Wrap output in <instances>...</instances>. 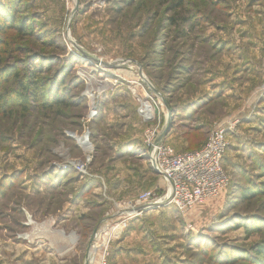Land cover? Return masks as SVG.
Returning a JSON list of instances; mask_svg holds the SVG:
<instances>
[{"label": "rangeland", "instance_id": "1", "mask_svg": "<svg viewBox=\"0 0 264 264\" xmlns=\"http://www.w3.org/2000/svg\"><path fill=\"white\" fill-rule=\"evenodd\" d=\"M7 2L0 0L2 17ZM14 11L24 31L0 29V69L12 67L21 76L8 81L2 93L24 82L37 97L25 113L9 114L19 108L16 102L0 106V264H8L10 240L19 250L27 243L39 250L36 239L48 227L75 244L65 254L49 244L52 254H62L66 264H85L86 242L95 228L122 215L141 194H166L167 189L145 190L139 175L149 169L147 138L160 134L167 122L162 100L172 113L162 141L167 145L171 131L185 137L200 128L194 142L203 146L221 122L235 116L240 126L258 112L264 95V0H19ZM116 61H128L123 74L112 66ZM139 68L159 95L137 77ZM256 86V103L248 109L246 97ZM50 91L61 96L60 105H51ZM140 100L151 101V113L144 115ZM93 108L96 114L89 118ZM247 111L250 116L241 115ZM124 140L129 143L121 145ZM259 140L264 142V133ZM132 143L137 149L128 150ZM189 145L186 152L197 150ZM259 147L258 162L264 164V145ZM66 159L87 162L89 175L61 170ZM244 165L238 174L227 169L230 184L218 197L184 214L160 207L148 216L150 224L140 229V214L129 227L167 246L162 250L172 253V264H264V255L253 259L254 253L264 254V194L255 191L243 201L233 185L247 186L248 178L264 184V172L254 162ZM63 212L67 219L59 229ZM252 228L257 231L247 236ZM165 235L173 238L170 247ZM108 259L104 264L138 263L125 255ZM35 261L52 263L44 253Z\"/></svg>", "mask_w": 264, "mask_h": 264}, {"label": "built area", "instance_id": "2", "mask_svg": "<svg viewBox=\"0 0 264 264\" xmlns=\"http://www.w3.org/2000/svg\"><path fill=\"white\" fill-rule=\"evenodd\" d=\"M95 114L94 108L90 109L88 117H94ZM240 121V118L233 117L221 122L209 133L203 146L191 152H177L163 142L157 143L159 134L156 136L152 134L147 138V161L154 172L169 183L166 194L162 197L163 207H173L177 212L184 214L205 201L218 197L229 187L230 175L223 167V159L229 147L228 137L236 132ZM60 168L72 169L81 178L89 175L87 162L81 159H66ZM160 199L151 193L141 194L135 202L128 203L126 210L123 209V213L121 211L122 215L105 224L113 228L115 234L110 236L107 231L108 236L101 250L102 257L99 264L105 263L112 243L125 233L129 220L144 212V210H135L143 206H152ZM150 209L154 208L145 210ZM128 212L133 213L128 214ZM102 227H98L94 241L98 238Z\"/></svg>", "mask_w": 264, "mask_h": 264}, {"label": "crops", "instance_id": "3", "mask_svg": "<svg viewBox=\"0 0 264 264\" xmlns=\"http://www.w3.org/2000/svg\"><path fill=\"white\" fill-rule=\"evenodd\" d=\"M247 64L249 65V63ZM255 88H257V86L254 87L252 90H250L249 94L246 97L245 104L248 106V109H249V105H251L250 108L254 107L253 100L255 96L254 95ZM233 95H235V93ZM259 100L260 101L262 100L261 102H263L264 95H262V98L261 99L259 98ZM235 101H234L236 103L235 107L237 109L239 108L240 104H239L238 99H235ZM254 102L256 103V100H254ZM260 103L258 105V108L254 109V110H258V112L256 111L257 112L256 113L254 111L253 112L254 116L250 120H247L246 122L243 121L241 125L238 126L237 132L228 137L229 147L223 159V167L226 169V171L227 169H229L230 172H233L234 174H238L239 171L246 170L244 169L245 168L244 163L246 162L253 163L254 161H259L258 158L262 154V151L259 146L264 145L263 140H259L261 139V136L264 133V118H263L264 117V106H262ZM239 111L240 110L238 109L235 112H239ZM243 114L246 115V116L244 115V117H247V115L250 116L251 112L250 113L248 111L242 112L241 115ZM182 137L185 138L183 135L179 136L177 133H173V131H171L170 134L166 138V142L169 143V145L171 143L176 142L177 144L175 146L176 148L173 146L171 147L177 152L186 151L185 150L186 144L188 143H185L186 141L184 142V139ZM128 143H129L128 140H124L121 143V145H127ZM137 147H138L137 144L132 143L128 145L127 149L128 150H131L133 148L137 149ZM178 148L180 149L178 150ZM123 150H126V149H123ZM146 159L147 158H145V160ZM249 167L250 166H248V168ZM145 169L142 170V172L139 174L140 177H142V179L145 180V184H146L145 190H154V191L161 193L169 187V183L166 181V179L156 174L150 165H149V169L148 168L146 170ZM252 171H256V170H252ZM159 209L160 208L144 210V212L141 213V217H139L138 222L143 221L144 224L142 223L140 224V229L142 225L150 224L148 223L150 221L148 219V216L152 212H156V210H159ZM66 219L67 217L64 216V212H63L62 215L57 217V224L55 227L60 229L61 227L60 225L64 224L66 222ZM50 226H53V224H51ZM129 226L127 230L125 231V233L117 241L112 243L110 250H109L108 262L109 260L112 262L114 261L116 262L120 258V256L125 255V256H129L134 261L136 259V262H138L137 264H172L171 262L169 263V261L172 260L170 258L172 253L170 251L166 252L162 250V248L167 247V246L162 245L158 239L157 241L152 239L153 238L152 235L144 234L140 232L139 229L136 232L132 227L130 228ZM47 229H49V227L43 229L44 231L41 232L39 235L40 238L36 239L39 241V243H41L40 244L41 246H38L40 248L39 250L36 249V245L34 244L30 245L31 243L30 244L27 243L25 249L19 250L18 243L10 240L9 245L7 246L6 244V248L8 247L7 249L9 251V259L7 261L8 264H36L35 258L37 256L41 257V253H44L45 255H47V257H49V259L52 260V263L50 264H66L65 260L64 262L61 261L60 257L63 256L62 254H57V253L52 254L53 252L51 249H54V248H51V247L47 248V246L53 245L56 247V249L57 248H59V250L64 249L63 254H65L66 252L70 251L75 244L72 243V240L70 238L68 239L71 241L66 239V235L64 232L59 231L58 229H55L56 231L54 232L53 231L49 232ZM169 231L171 233L175 232V230L174 231L169 230ZM163 232L166 233L165 231ZM164 237H167V239L169 240V247H170L171 244L174 242L172 236L165 235ZM20 239L23 241H26L25 238H20ZM67 242L69 244L68 248H66ZM87 243L88 241L86 242V246L88 245ZM2 248H3V244L0 245V255L1 253H3ZM75 254H76V249L71 254V257H75Z\"/></svg>", "mask_w": 264, "mask_h": 264}, {"label": "trees", "instance_id": "4", "mask_svg": "<svg viewBox=\"0 0 264 264\" xmlns=\"http://www.w3.org/2000/svg\"><path fill=\"white\" fill-rule=\"evenodd\" d=\"M182 2V0H180ZM19 3V0H8L7 2V14L2 17V14H0V29L1 31L3 29H11V28H14L16 27L17 30L19 31H24V26L23 25H20L19 23H17V20H15V17H14V9L16 7V5H18ZM17 23V26H15ZM22 27V28H20ZM24 72L32 75L31 73H29L27 70H25ZM33 73L35 75L36 71L33 70ZM21 76L20 74V70H14V68L12 67H6V68H1L0 69V106L1 104H5V105H12V103L16 102V107H19L18 109L16 108V111L13 110V108H11V110L9 111L10 115L14 113V115L17 114L18 110L20 111H23L24 113L28 111V108H29V101H32L36 96V93L37 92H34V90L32 92H30V89L27 88L23 83L24 82H20L16 87H14L13 90H10L8 93L6 91L9 90L6 89L4 90V92L2 93V88L4 86H6L7 82L10 81L11 79H13L14 77L16 76ZM26 80V78H25ZM33 85H35L36 89L39 90L40 86L37 82H35ZM38 87V88H37ZM7 94H6V93ZM17 93H20V95H17ZM53 95L54 93L50 91V95ZM52 104L51 105H60L61 102H62V98L61 96H58V98L56 99V94H54V98L52 99ZM50 102V103H51ZM14 112H13V111ZM174 116V115H173ZM174 121V120H173ZM172 121V122H173ZM172 125V124H171ZM190 130V134L186 135L185 134V137H186V140H187V143L188 144H191L189 145L190 149H198L200 147V141L201 140H196L194 142V140L196 138H198V136L200 135L198 130H201L200 128H191L189 129ZM199 145V146H198ZM195 150V149H194ZM257 163L259 164L258 161H254V164L257 165ZM255 168L257 170H259L261 173L264 172V164H259L257 166H255ZM245 180V179H244ZM247 182V186H244L243 184H235L233 182V185L234 186H237V192L239 193L240 195V198L243 200V201H249L250 199H252L255 195V191H259L261 194H264V184H258L256 185L254 182H252V179L251 178H248L245 180ZM246 185V184H245ZM241 187V188H239ZM235 189V188H233ZM257 230L256 229H246V234L247 236H251V233H255ZM262 255H264L262 252H259L258 254L257 253H254L253 254V259L254 261L256 262V259H258L259 257H262Z\"/></svg>", "mask_w": 264, "mask_h": 264}, {"label": "bare ground", "instance_id": "5", "mask_svg": "<svg viewBox=\"0 0 264 264\" xmlns=\"http://www.w3.org/2000/svg\"><path fill=\"white\" fill-rule=\"evenodd\" d=\"M74 2V1H73ZM75 4V2H74ZM75 8V7H74ZM78 10V9H77ZM68 42H72V40L69 38L68 39ZM73 43V42H72ZM71 46H73L71 44ZM75 48V47H74ZM78 48V47H77ZM80 49V48H79ZM125 61V60H124ZM124 61H116V62H113L112 63V66L114 68H117L116 70V73H119V74H123V67H125L127 65V62H124ZM108 66V65H106ZM126 73V72H124ZM139 77V76H137ZM119 78V77H118ZM121 78V77H120ZM143 82V80H142ZM137 82H135L134 84H136ZM144 84H147V81L144 80ZM136 93V92H135ZM151 93V92H150ZM156 96V95H155ZM161 98V97H160ZM142 101V102H141ZM141 102V107H142V112L143 113H146V114H149L151 113V109H150V102L148 103L147 101H144V100H140ZM152 104V103H151ZM151 116V115H150ZM167 117H168V113L166 114V121H167ZM82 141L83 138H80L79 141ZM79 144H84V142H79ZM162 201H163V198H161L160 200H158L156 202V204H162ZM126 210V209H125ZM131 210V209H130ZM124 212V211H123ZM134 212V211H133ZM133 212H128V214H132ZM107 231L110 233V236L111 235H114L113 234V231L114 229L113 228H109L108 225H105L103 226L101 229H100V233H99V236L98 238L93 242V244H91V247H90V250H89V254H88V260H87V264H99L100 261H101V257H102V252L101 250L104 248L105 246V242H106V239H107V236H108V233ZM44 238V237H43Z\"/></svg>", "mask_w": 264, "mask_h": 264}, {"label": "water", "instance_id": "6", "mask_svg": "<svg viewBox=\"0 0 264 264\" xmlns=\"http://www.w3.org/2000/svg\"><path fill=\"white\" fill-rule=\"evenodd\" d=\"M76 7H77V5H76ZM77 10V8L75 9V11ZM71 44L73 45V47H75L84 57H86L87 59H89L90 61H92L93 63H95V64H99V62L97 61V60H95V59H91V58H89L85 53H83L80 49H79V47L76 45V44H74V43H72L71 42ZM78 47V48H77ZM138 74H139V77L144 81V80H146L145 78H144V76H143V74H142V72H141V68H139V72H138ZM148 83V87H149V90H151V92H153L154 94H156V95H159V93H158V91L157 90H155L154 88H153V86H151V84L149 83V82H147ZM162 102H163V104H164V106L166 107V109H167V113H168V118H167V122H166V124H165V126H164V128L162 129V131H161V133L159 134V137H158V139H157V143H160V142H162L163 141V139L165 138V136H166V134L169 132V130H170V125H171V119H172V113H171V109L169 108V106H168V104L164 101V100H162ZM157 174V173H156ZM164 206V204L162 203V204H154V205H152V206H143V207H140V208H137L135 211H142V210H145V209H148V208H160V207H163ZM97 229H98V227L97 228H95V230L92 232V234L90 235V238H89V242H88V248H90L91 247V244H92V242L94 241V238H95V235H96V233H97ZM85 264H87V261H86V263Z\"/></svg>", "mask_w": 264, "mask_h": 264}]
</instances>
